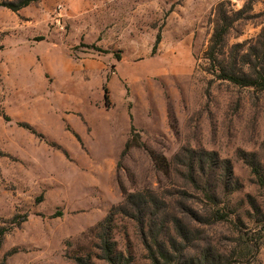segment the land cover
<instances>
[{
  "label": "rangeland",
  "instance_id": "rangeland-1",
  "mask_svg": "<svg viewBox=\"0 0 264 264\" xmlns=\"http://www.w3.org/2000/svg\"><path fill=\"white\" fill-rule=\"evenodd\" d=\"M222 1L229 16L241 12L225 48L261 49L264 0L0 6V264H75L87 254L104 264L95 227L128 194L165 202L158 226L200 208L188 176L198 154L210 186L226 160L239 187L225 203L228 221L200 226L196 251L231 259L240 239L251 262L236 264H264V191L247 165L254 155L264 173V90L207 71ZM129 140L140 145L124 151ZM112 226L117 249L147 264L136 223L119 213Z\"/></svg>",
  "mask_w": 264,
  "mask_h": 264
},
{
  "label": "trees",
  "instance_id": "trees-1",
  "mask_svg": "<svg viewBox=\"0 0 264 264\" xmlns=\"http://www.w3.org/2000/svg\"><path fill=\"white\" fill-rule=\"evenodd\" d=\"M36 0H17L16 2L0 3L13 12L28 6ZM226 2H220L215 10L217 20L209 39L207 49L204 51V58L208 62L207 71L217 80L228 81L241 87H251L264 90V35L260 37L261 49L243 48L242 44H235L225 48V36L230 30L233 21L237 20L233 12L232 16L224 8ZM160 35L156 36L152 53L155 52ZM138 140L126 142L124 151L130 147L138 146ZM188 165V176L195 191L200 194L198 210L190 208L183 216L168 215L170 222L167 224H156L159 215L165 213V202L149 193L128 194L125 197L124 205L112 209L108 216L95 227V238L97 243L96 258L104 264H135L131 254H124L117 249L112 237L113 220L117 214H122L136 223L142 247L145 251L147 264H236L250 263L249 246L243 247L244 242L237 239L235 243L234 258L224 257L216 250L201 248L196 251L194 243L203 240V231L200 226L213 225L228 221V211L225 209L227 198L235 192L239 185L237 180L232 178L230 164L226 160L216 161L217 167L221 170V179L218 184L210 186L205 167L202 164L201 154ZM213 162V159L211 158ZM204 163V162H203ZM257 186L264 191V173L262 166L256 161L254 155L247 160ZM209 165L207 169H210ZM207 171V170H206ZM198 199V198H197ZM150 209H152L150 211ZM113 211L115 213H113ZM117 213V214H116ZM260 213V212H258ZM264 217L263 214H260ZM199 226V227H198ZM6 229L0 227V247ZM259 245H255L256 252ZM195 249L196 252L191 253ZM248 249V250H247ZM75 264H96L92 261L91 255L73 256Z\"/></svg>",
  "mask_w": 264,
  "mask_h": 264
}]
</instances>
